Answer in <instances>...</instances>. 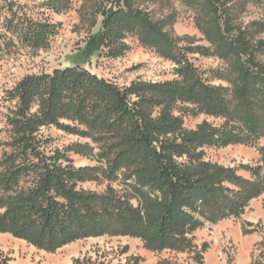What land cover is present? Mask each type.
I'll return each instance as SVG.
<instances>
[{"label":"trees","instance_id":"trees-1","mask_svg":"<svg viewBox=\"0 0 264 264\" xmlns=\"http://www.w3.org/2000/svg\"><path fill=\"white\" fill-rule=\"evenodd\" d=\"M96 1L90 29L103 16L101 30L88 53L105 49L120 58L130 49L126 40L176 65L177 78L165 82L137 79L121 88L78 66L23 79L5 100L8 149L0 159V232L49 252L79 239L118 235L140 237L158 249L186 241L204 226L203 219L240 216L264 193V145L261 164L251 179L235 169L205 159L204 148L254 143L264 139V124L243 116L241 128L203 122L187 129L184 116H230L229 97L247 111L264 110V20L239 25L248 3L264 0H114ZM180 2L192 12L207 46L174 31L175 14L159 16L157 7ZM73 0H43L45 9L62 14ZM8 29L24 48L46 49L57 34L49 20H20L13 12ZM216 57L227 67L229 87L208 83L189 56ZM55 127L91 139L99 147L103 173L129 183L137 208L103 209L97 193L81 184L91 168L77 169L64 152L47 153L52 140L44 135ZM129 214H123V213ZM76 264H81L80 261Z\"/></svg>","mask_w":264,"mask_h":264},{"label":"rangeland","instance_id":"rangeland-1","mask_svg":"<svg viewBox=\"0 0 264 264\" xmlns=\"http://www.w3.org/2000/svg\"><path fill=\"white\" fill-rule=\"evenodd\" d=\"M42 1L0 0V159L8 151L4 144L9 139L4 114L11 105L5 97L27 77L78 66L121 88L137 79L165 82L177 78L176 65L143 47L134 36L126 40L129 51L117 59L107 56L105 49L94 53L86 51L90 39L102 27L101 15L98 25L94 29L89 27L96 1L111 8L114 0H73L71 9L62 14L45 9ZM157 10L159 16L175 14L177 35L193 37L198 45L207 46L192 12L180 2L157 7ZM13 12H18L21 21L27 17L34 22L49 20L56 25L57 34L46 49L30 50L21 45L8 29L9 21L15 19ZM260 20H264V2H252L240 13L237 22L247 25ZM259 38L264 40V33ZM258 57L264 63V54ZM189 59L208 83L229 87L227 67L220 59L200 54H192ZM228 104V118L191 113L184 116L185 127L195 129L206 121L216 127L228 124L241 128L239 119L243 116L255 117L264 124V110L249 112L232 97ZM44 135L52 140L47 153L59 149L77 169H95L89 172L88 180L81 187L97 193L103 209L119 214L118 206L138 207L137 200L131 198L129 183L122 176L108 179L104 175L99 147L91 139L55 127L46 129ZM263 145L264 139L259 138L254 143L206 147L205 159L233 168L239 176L250 180L249 168L261 164L259 148ZM2 212L0 210V214ZM203 221L204 226L188 235L183 243L158 249L150 248L140 237L118 235L117 227L111 234L79 239L56 252L39 249L8 232H0V264H76L78 261L81 264H264V193L253 199L240 216Z\"/></svg>","mask_w":264,"mask_h":264}]
</instances>
